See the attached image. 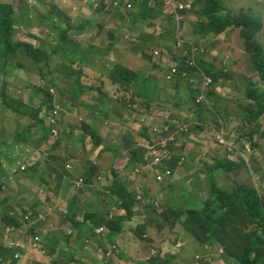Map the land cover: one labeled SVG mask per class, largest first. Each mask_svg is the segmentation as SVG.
Masks as SVG:
<instances>
[{
    "label": "rangeland",
    "instance_id": "rangeland-1",
    "mask_svg": "<svg viewBox=\"0 0 264 264\" xmlns=\"http://www.w3.org/2000/svg\"><path fill=\"white\" fill-rule=\"evenodd\" d=\"M142 2V4L148 7L149 12L148 15L144 18H138V21H142L143 25L146 26L147 24H150L153 20V18L156 17L155 22L153 25L155 27H162V31L164 34H159L160 31L155 28L156 31H154V39L150 40V45L147 47V59L144 60L143 57L138 58V65L135 66L131 64V69L135 72H139L140 75L145 79L148 80H154L159 81V84L163 83L162 75L164 70H166V66L168 64L163 63L162 61L166 59L167 62H176L178 60L179 64L183 61L181 58V48L184 50L186 55H190L191 48L190 45L193 47V49L196 51V46L198 44H203V47H199L200 49L204 50L203 53L204 57H206L208 60V63H211L216 71L223 72L225 75H223L224 79L218 81V84L214 85V87L211 90L215 91L216 96H212L211 101L213 103L214 100H219L218 103H213V110L210 112H219L221 113L222 117L220 116L219 119L211 115L210 113H205L206 118L196 119L193 115L191 118H189L190 122H194L191 126V132H189V121L188 120H180V116L178 114H172V118L178 119L180 121L175 123V128L177 130L176 136H182L180 133V129L184 128L186 129L182 138L187 137L188 140L192 139V141L195 142L193 138V135H196L198 141L204 139L210 142V144H206L207 146H204L203 152L200 156H198L195 160L197 163L200 161L202 164L200 171L198 172L199 181H197V184L199 188L196 191L189 192L188 198H193V200H189V203L186 204V208H190L192 205H194V200H199V202H204L207 197L209 196V176L208 172L209 170L204 167V165L213 166L215 164V160L213 159V155H211V143L214 145L216 144L217 137L219 131H221V135L224 136L225 144L224 146H219L218 141V147H215L220 152H223L225 157L228 156V159L233 162H240V155L242 153V158L246 164L244 173L243 170H233L229 173H226V179L219 180V171L216 170L214 172V178L218 182L219 185H223L224 187H230L232 185L245 183L248 185H252L255 189H259L262 185H264V136L260 137V134L256 132L254 134V141L249 137L251 133L252 127H248L244 124L245 121H239L238 118H243L242 114H246L248 109L252 107V103L250 104L246 99L244 98V91L245 87L242 86V83H247L250 80H254V82L258 83L259 86H262L263 83L260 81L259 75L253 68V56L246 52L245 45L246 41L243 37V31L240 29L231 30L230 32H224L218 36H212V35H202L199 33V27L197 26L199 21L204 20L206 16L204 3L201 1L200 3L193 5L194 0H178L177 4L173 7L170 14L166 12L164 9L163 12L158 11L154 6H148V3L145 2L146 0H139ZM224 6V9L227 11H230V13L238 14L241 11L249 12L253 14L254 16H257L260 18L263 22V29L261 32L257 35V40L260 41V43L264 46V0H221ZM49 4V5H46ZM51 2L42 3L41 6V17H43L47 11L48 16L44 17L47 20H51V13L49 12V9H53L54 11H57V5L52 6ZM6 5V4H3ZM194 6V8H193ZM150 7V8H149ZM68 7L64 8L67 9ZM91 6H87L86 9H91ZM5 8L4 6H0V22L1 20L5 19ZM136 11V7L133 6V12ZM83 15L87 16L88 14L81 12ZM226 13V11L224 12ZM39 12H37L38 21L36 22L38 27H42L41 30H43V39L46 43L47 38L46 34L48 32L47 36L55 35L56 38L57 31L53 29L54 24L50 22H44L40 16ZM131 15V14H130ZM55 23V22H54ZM157 23V24H155ZM72 25H75L72 24ZM144 26H137L133 28L132 26H129L126 28V30L123 32V34L127 33L130 36V40L132 43H134L137 39L138 34L141 33L142 28ZM37 27V28H38ZM66 27V26H65ZM65 27L62 29L65 30ZM69 28V27H68ZM37 30H30L25 29V32L27 34V37L36 40L37 39V33L35 32ZM77 32V29H75ZM157 33V34H156ZM156 34V35H155ZM32 35V36H31ZM164 35V36H161ZM22 36L21 33L15 34V38L19 39ZM58 36V35H57ZM54 39V38H53ZM58 39V38H57ZM118 41H122L120 39H117ZM54 42V40H53ZM177 42V43H176ZM122 47L119 48L121 53L129 49L128 43H121ZM161 52V60L160 58L153 57L155 51ZM50 52H54V46H51L50 44ZM177 55V56H176ZM119 56V55H118ZM159 57V56H158ZM61 59L55 60L51 65V71L47 75V79H54L53 82H46V80H43L39 77V74H37L38 65L42 66L41 64H37L33 60L29 58H18L17 60H11L6 63L4 67V58L0 56V108L4 107V102L6 99H14L20 97L21 99L28 100V96L26 93L34 95L35 100H37V104L34 105L33 108H28L24 111L27 115H29L33 120L35 118L36 120L41 118L40 115H47V121L46 128H49V134L48 142L47 144L42 148V150L34 151L35 158L41 162H46L50 155L56 154V152H53L55 149L52 150V152H48V149H50L53 145L56 143L55 140L57 137L60 139V136H62L65 139L66 131H64V127L67 126L69 120H65L64 114L62 115V118L59 121L60 130L54 129V131L57 132V135L54 134L53 130L50 134V128L53 125L51 121V115H48L50 109H47L45 105H42V112L41 114L37 112L38 108L40 107L42 103V94H38L35 89L27 90L26 92V84L23 82L18 81V76L13 75H20V72H23L25 74H28L27 70H21L20 67H17V63H24L26 65L30 64V67L36 70L37 77H34L32 75H26L27 83H31L32 85H36L37 87H41L46 89L50 85L54 89V100L52 103V106L55 107L57 105H60L63 109H65L64 101H61V89H68L74 87V81L75 77L74 74L80 70V67L74 63L65 60L64 58L60 57ZM175 60H172V59ZM255 60V58H254ZM101 61V66H99V70L95 69L99 74V77H107L108 72L110 69H112L113 63H119L123 65L124 67H127L124 65L122 61L117 60L112 62L109 58L105 60L103 63ZM64 63L71 67L72 69H67ZM243 63H245L246 67L243 66ZM194 68H199L198 65L195 63L193 66ZM129 68V67H128ZM152 69H155V72L152 71ZM151 70L152 73L149 71ZM238 72V73H237ZM22 74V73H21ZM239 74L243 78H247L248 80L246 82H242L240 80L237 81L236 75ZM72 78H70V76ZM206 73L203 74L202 78L205 80ZM163 78L166 80L167 85H169L168 90L162 89V96L166 97L167 103H170L166 108V112L174 111L173 106H177L182 111H187L186 109L193 110V105H191L190 102H188V97L191 96L188 91L189 87L191 88H197L198 83L197 81H193L192 79L187 80V77H185V80L187 83L183 82L182 87L178 88L172 79H168L167 74L166 77L163 76ZM199 78V77H198ZM230 78V79H228ZM2 79L3 82H2ZM51 79L49 81H51ZM102 79V78H101ZM89 81L92 82L93 78L90 77ZM142 80H140V84H142ZM102 80L97 83H92L86 90H84L87 93V99H90L87 103L91 106L92 103H94L96 100H93V91L92 88L98 90L99 86L102 87ZM189 84V85H188ZM227 87V88H224ZM135 87H138V84H134ZM107 91V95H104L105 98L98 99L99 104L101 105V108L93 109L88 108V111L84 115H86V119L91 118V123L85 122L84 116H82L81 120H78V118L81 117V113L78 109H75L73 114H76V117H67L70 119L75 125L76 130L78 128L82 127L83 121L87 123L88 125H94L97 124V127L99 129L104 128L105 130L101 131V137L99 136V132H97L98 136L100 137L101 145L100 147L96 148L94 147L95 142L94 139L90 136H86L84 134V131L82 129V135L81 138L79 137L78 145L74 147L72 150V154L70 156H73L77 159H75L74 162L69 160L67 163H72L71 166H73V163H78L76 160L80 159V163L85 161L87 156L82 154H86L89 151L93 152L94 155L93 159L97 164V167L99 169L98 177L99 181L97 183L90 184L87 186V193L86 199L84 200V204L80 206L79 204H73L72 201L69 202V213L66 215V222L62 224L60 221L58 205L55 203L53 204L50 200H55L56 196L55 193L52 191L51 188H55L54 185L51 183V181H43L41 179L40 173L38 174H29V172H37V170H28V168L23 171L24 174H21L18 169V164L22 160L21 155H18L16 153H11V155L15 158L14 160L11 157H8L9 159L13 160V163L9 166L5 163V161H0V232H2V218L4 216L5 207L9 208L12 205L14 207L20 208L23 203L33 204L37 202L39 205L41 204V208L47 210V212L40 213L35 219L34 223L37 224V227L35 229V233L42 239L43 235L52 234L54 233L57 236V239L61 241L60 246L55 248L53 250L52 255L55 256V261L58 262L57 264H121L122 258L121 256L124 254V257L126 256V259H129L132 264H151L155 261H158L162 259L165 261L164 256L166 255H173L175 257H180V263L179 264H186L189 263L188 261H193V248L188 246H182L183 242L186 240H190L191 238L194 239L196 242H198L194 237L193 233L190 235L187 229L182 228L180 225H177L174 230H170L169 227L164 226L163 224L168 225V219L163 213H161L162 205H165V203L169 200L178 199L181 197V191L184 189L189 188L190 184L188 182V178L186 179L184 175H179L177 179L175 180L178 185H174L171 189L166 186V184L154 181V183H149L148 180L144 178V173L148 169V171H152L155 167L153 165V161L151 159H148L145 161V163H140L139 166L135 167V164H133L130 159L135 156L137 153V150L135 148V140L137 139V136H141L138 143L145 147L147 144V135H151L153 139H161L162 132L157 131L154 135H152V128L150 124L148 123L149 119L152 118H158L157 120H153L152 123L154 124V127H158V129H162L165 127V123L163 122L166 118H161L158 116L163 117V114L161 111H159L160 115H151L146 114L141 117L136 116H129L126 120H124L125 116H121L114 107L112 108V105H117V98H114V95H116V91L113 90L114 87L112 86V83L106 82L105 86L103 87ZM230 90H229V89ZM29 89V88H28ZM22 92V93H21ZM26 92V93H24ZM98 92V91H96ZM210 92V90L208 91ZM99 93V92H98ZM242 94L243 96H239ZM102 95V94H101ZM136 95H132L131 99H134ZM184 97V98H183ZM206 97H202L204 100ZM144 98H140V101H143ZM184 99V100H183ZM241 101V103H240ZM233 103L232 105H230ZM154 104V102H153ZM157 110L156 106L154 107ZM112 111H111V110ZM7 110V109H6ZM24 110V108H23ZM81 110V109H80ZM227 110V111H226ZM11 113H14L10 110ZM23 112V111H20ZM19 112V113H20ZM225 112V113H224ZM228 113H230L233 117L237 118V123L234 124L232 119L228 117ZM239 114V115H238ZM216 115V114H215ZM238 115V116H237ZM95 119V120H94ZM135 123L134 126L136 128L130 127L129 122ZM186 121V122H185ZM52 122V123H51ZM261 126H264V118L260 119L259 121ZM207 127L210 131L207 133H202L201 127ZM211 128L213 130H211ZM155 128H153V131ZM228 129L233 130V133L231 135V139L229 140L228 133L226 134ZM13 128H9V131L12 132ZM63 131V132H62ZM263 132V130H260ZM145 132L146 134L142 133ZM136 133V135H134ZM78 132L75 133L77 135ZM145 135V136H143ZM201 136V138L199 137ZM144 137V138H143ZM242 140L249 143L250 147H242ZM86 141V147L85 149H80L79 147H83V142ZM11 142H15L14 140ZM253 143L256 144V146H253ZM8 144V143H7ZM67 145H70L71 143L67 142ZM203 144V145H204ZM97 145V144H96ZM248 145V144H247ZM258 147H263L262 149H258ZM15 145L10 147L9 149L11 151L15 150ZM193 148L192 146H188L184 150V154H186L190 149ZM64 149L63 147L61 148ZM2 151V150H0ZM80 152V153H79ZM141 152V151H140ZM140 152L138 153V156L141 157ZM209 152V155L207 154ZM143 153V152H142ZM55 156V155H54ZM106 156V158H105ZM59 159L57 160V163L55 165L58 167L60 165L63 169L66 170V164L64 161L66 158H68V155H58ZM20 159V160H19ZM74 159V158H73ZM224 157H220L219 161H223ZM87 163L93 164L91 160H87ZM255 163H254V162ZM37 162V161H36ZM121 164H126V168L119 169ZM94 165V164H93ZM201 165V164H200ZM199 165V166H200ZM88 166V164H87ZM87 168V167H86ZM224 171L223 169H220V171ZM70 171V170H66ZM225 172V171H224ZM49 173V171H47ZM118 176L119 179L122 181H126L129 184L127 185V189L134 195L135 201L138 197V192L144 191V193L147 192V195L144 196V200L142 202L141 199H139V206L143 207L140 209H134V215L132 221L122 222V228L123 232L120 233L118 236V239L113 241L117 246L113 248L112 246L109 248L108 254L106 256H101L100 252L101 249L99 248L98 244L95 245L90 239H87L89 241H86L85 250L80 251V246H69V241L67 239V236H71V240L75 242H83L84 239V232L81 228L76 227V224L73 220L69 219V215L73 216L74 213H76L75 218L77 221L82 220V216L84 217L85 214H91L96 211H100L102 209L106 216H108L110 219H116L118 216H121L122 219H124V216L126 213L124 210H118L114 204L117 202L116 199H112V197L109 195V191L105 190L103 187L107 185H111V180L113 177ZM33 176V178L31 177ZM229 176V178H228ZM22 177L24 179H22ZM115 177V178H116ZM9 179V182L7 184L6 180ZM29 180V182L27 181ZM194 180L196 182V177H194ZM37 182V183H36ZM40 183L41 185L39 186ZM76 183V182H75ZM138 183V186L136 185ZM37 184V186H36ZM146 190V192H145ZM60 191V188L57 186V192ZM77 190L75 187L72 191H70V198L76 197ZM19 193V194H15ZM80 193V194H85ZM171 198H170V195ZM173 196V197H172ZM186 198V197H185ZM19 199V200H18ZM197 202V201H196ZM112 203V207H109V204ZM197 204V203H196ZM104 205L107 206V209L104 210ZM153 206L155 208H153ZM193 208L200 209L201 207L194 206ZM78 211V212H77ZM143 211V212H142ZM136 212H142L146 215H141L140 221L134 220L135 213ZM12 215V213H9ZM111 214V215H110ZM16 215V214H15ZM14 215V216H15ZM110 215V216H109ZM187 212H185L183 219H186ZM30 215H25L26 220H30ZM143 224H147V227ZM139 226H145L146 230L145 232H141L138 230ZM169 226V225H168ZM163 227V228H162ZM30 226L29 224H25L22 227H16L15 234L18 235L25 243H29L30 238L32 237L30 232ZM142 233V234H141ZM102 236V235H100ZM161 239V240H160ZM102 245L106 248L108 245L112 244L110 241H108V235L103 236L101 239ZM160 240V241H159ZM143 243V245L139 246H132L131 243L133 242ZM159 241V242H158ZM162 241L165 242L164 246H161ZM7 234L6 233H0V252H2V247L7 245ZM94 244V246H93ZM193 243L191 242L189 246H191ZM68 245V246H67ZM92 245V246H91ZM97 246V250H96ZM205 246H202L204 248ZM221 248V246L219 247ZM93 249V250H92ZM138 249L140 254H138ZM6 250V249H4ZM68 250L73 251L72 253L75 254V257L69 254ZM220 250V249H219ZM7 251V250H6ZM9 252V251H8ZM181 252V255L179 253ZM196 255H194V262L195 258L197 257V251H194ZM216 253H219L217 250ZM220 257H223L227 253L224 249L221 248ZM10 255V253H7ZM217 255V254H216ZM37 256H39V253H31L29 257L30 264L36 263L38 261ZM143 256L144 261L141 260ZM6 256L5 258H7ZM159 257V259H158ZM227 257V256H226ZM49 259V258H47ZM22 258L16 260V262H20ZM134 260V261H132ZM5 262V261H4ZM0 262L1 264H9ZM17 264V263H16ZM38 264V263H36ZM215 264H219L215 263Z\"/></svg>",
    "mask_w": 264,
    "mask_h": 264
},
{
    "label": "trees",
    "instance_id": "trees-1",
    "mask_svg": "<svg viewBox=\"0 0 264 264\" xmlns=\"http://www.w3.org/2000/svg\"><path fill=\"white\" fill-rule=\"evenodd\" d=\"M23 1L25 2V0H22L21 2ZM176 1L178 2V0ZM201 1L204 3L206 16L204 20L199 21L197 24V26L199 27V33L202 35L218 36L224 32H230L229 29H231L232 31L240 29L243 31V37L246 41V52L253 56V68L259 75L260 81L263 83V85L259 86V84L254 82V80H250L246 84L242 83V86L245 87L244 98L250 104L252 103L253 106L248 109L246 114H242V119L238 118V120L241 122L245 121V125H247L248 127H252L249 137L254 141V134L256 132L260 134V137L264 136V126H261L259 123L260 119L264 118V46L260 43V41L257 40L258 33L263 29V22L260 18L254 16L249 12L241 11L238 14L236 13V15L230 13V11L224 9L221 0H194L193 5H196ZM136 2V11L132 12L131 15L128 16L129 18L131 17V20L133 22L134 18H137V20L138 18H144L148 15L149 12L148 7L146 6L145 8V5L142 4L141 1ZM145 2L150 3L149 0H146ZM0 6H4V12L7 15V17L5 16V19L1 20L0 22V56L4 58V67L7 62L20 58L21 54V57L29 58L37 64L42 65H38L37 73L43 80H46L48 84V82H53L54 80L51 79L52 77L50 78L51 81H49L50 79H47V75L51 71V65L55 60L61 59L60 57L67 58L68 60L73 62L72 64L76 63L78 66L84 67L87 65V62L92 56H103L101 55V53H91L84 50L81 42H78L76 38L68 37L69 33L73 29V25H70L67 30H63L61 27L62 19L59 18V16L55 18L53 9L48 8L49 12L52 15L50 21L44 18L46 17V15H48L47 11L43 17H40L44 21L53 23V29L57 31L56 38L54 37V34L47 36L49 32L48 31L46 34L47 41L45 43L43 39L44 33L43 30H41L42 27H38L36 24L38 28H32L34 30H37L35 31L37 33V39L32 40L27 37L25 29L29 28V26H32L34 23H29L26 21L24 22L26 28H22L20 27V24H23V21L16 18V12H18V10H15L14 6L10 4H0ZM225 11L226 13H224ZM155 20L156 17L153 18L150 26L152 23H154ZM82 21L83 20L80 21L81 23L79 25V28L77 29V32L84 30L90 24L85 23V25H83ZM19 33H21L22 36L19 39H16L15 34ZM160 33L164 34L163 31H161ZM50 44L51 46H54V52L49 51ZM145 55L147 54L145 53ZM185 56L186 53L181 48V58ZM172 60L175 59L173 58ZM170 63L172 62H169L168 64ZM197 63L202 68V72H200V70L196 68H191V70L189 71L190 76L194 78L195 81H197V79L199 80V82L202 81L203 73L211 76L213 78L214 84H217L219 80L224 79L223 75L225 74L223 72L216 71L213 65L206 62L204 58H200ZM16 65L17 67H20L22 69H27V65L24 63L18 62ZM64 65L67 69H72L65 63ZM180 68L183 69L184 64H181ZM72 76L73 75H71L70 78H72ZM85 76L90 78V75L86 74L84 70H78L74 74L76 81L79 82L85 79L86 86H90V83L86 80ZM164 77H166V75ZM108 78L109 81L116 86L117 91L115 99L117 98L116 100L118 105L123 108H130L134 111H141L145 112L146 114L153 115L159 114V111H161L164 106H167V104H164V101L160 98L161 92L159 82L148 80L146 78L144 79L139 72L137 73L119 63H113L112 69H110L108 72ZM101 80L103 84L102 87L100 86L99 88L101 89L102 93H105V89L103 87L105 86L106 78H103ZM140 80H142V84H140ZM76 81H74L76 90L72 88H59L61 90V101H64L66 109L70 107L71 104H75L77 107H83L80 103V92L76 88ZM134 84H138L139 86L135 87ZM29 88L35 89L38 94H42V105H45L47 109H50L52 107L54 97L50 93V91L53 89L51 85L46 89L37 87L36 85H29ZM188 91L191 95L188 97V102H190L191 105H193L192 108H194L193 110H188L192 114V116L194 115L196 119H201L206 118L205 113H210L217 119H219L220 116L222 117L221 113L219 112H210V107L212 106V104L218 103L219 101L214 99L213 103L211 101L212 96H216L214 90L208 93V98L204 100L201 106L194 104L200 91L191 87H189ZM132 95H136V97L134 99H131ZM31 97H34V95H31ZM140 98H144L143 101H140ZM4 106L6 109L16 113L23 111V108H30V106L25 104L22 100L15 99H6L4 102ZM155 106L158 107L157 110L159 111H156V109L154 108ZM42 111L43 110L39 108L37 110L38 113H41ZM63 111L64 113H67L65 109H63ZM163 117H166L167 120H175L174 118H172V113L170 112H168L167 115L164 114ZM228 117L232 119L234 124L237 123L236 117L229 115V113ZM35 127H40V129H42V131L44 132L43 140H45L47 134H49V131H47L45 128L43 117L36 120ZM81 128L83 129L85 135L89 137L91 136L94 139L95 145H99L101 141L103 142V140L99 139L100 137L97 135V130L93 126L88 125L83 121ZM260 130H263V132H261ZM142 133L146 134L145 132ZM225 133H228L227 138L229 140L231 139V135L234 134L233 130L231 129H228ZM165 136L167 137V134H165ZM145 137L148 138L145 147L140 144L137 145V153L130 159V161L135 164V167H137L141 162L145 163V161H147L148 159L155 158L158 155L156 154V149H159L161 147V144L153 139L151 135L146 134ZM215 141L216 144L213 145L211 143L210 145L212 150L210 154L213 155L215 164L213 166H209L206 164L204 165V167L209 170V196L204 202L194 200V205H192L190 208H186V204L189 203V200H193V198H188V191H181V197H179L178 199L169 200L165 203V205H162L161 213H163V215L167 217L169 225L168 226L167 224H163V227L167 226L170 230H174L177 225H180L182 228L184 227V229H187V233H189L190 235H192L193 233V237L201 245H221V247L227 253L224 256L231 257L239 264H263L264 190L255 189L254 187H252V185H248L245 183L237 184V186L232 185L229 188L224 187L223 185H219L213 176V173L216 169H223L226 173H229L233 170H240L245 163H243V161L241 160L240 162H233L228 159V156H224L223 161L220 162L219 156L221 152L215 148L218 147L219 143L217 144V140ZM204 143L210 144V142L207 140H205ZM243 143L245 144L247 142L242 140V147ZM58 145L59 143H57L55 146L57 147ZM253 146H256V144L253 143ZM141 148L144 149L143 153L140 152ZM171 148L173 149V151L176 150L173 145ZM257 148L263 150V147L261 148L257 146ZM139 152L141 154V157L138 156ZM50 160L57 163L56 157H52L47 160V163H49V168L54 169L53 164ZM180 160L181 158L176 157L174 159L164 160L156 165L157 171L162 173L166 170H170L172 174L175 175ZM194 162L195 161L193 157L188 152L186 153L185 161H183L179 167L189 166L188 163H191L190 166L194 167ZM58 167L61 168L59 165ZM124 168H126V164H121L119 167V169ZM98 173V167L91 163H88L83 176L88 184H95L99 181V179H96V177H98ZM146 176L147 175H145L144 178H146ZM115 177H113V179L111 180V185L104 186L103 188L109 191V195L113 200H117L114 206L118 210H124L126 215L124 216V219H122L121 216H118L114 221L113 219H110L108 216H106L102 209H100V211H96L95 213L85 214L84 217L82 216L81 221L76 220V213H74L73 216L69 215L68 218L73 220L76 224V227L81 228L84 232V239L82 243L75 242L74 240L72 241L71 236H67L68 241L74 244L73 246H80V251L85 250L86 241H89L87 239H90L93 243H95V245L98 244L99 248L101 249V256L104 257L107 247L105 248L102 245L101 239L103 235L100 236L99 233L96 232V229L102 227L106 228L109 232L107 234L108 241L113 243L117 235L123 232L122 222L132 221L133 219L136 201L134 199V195L127 189V185L129 183L126 181H122L118 176L116 178ZM174 185H178L175 180H172L171 182H168L166 184V186L170 189ZM196 186H198V184ZM187 189L189 190V188ZM141 192L144 193V191ZM77 194L80 193L77 192ZM75 199L78 200L79 197H75ZM37 205V203H23L21 207L18 208V210L16 207H14V205L9 208L5 207L6 213L4 214L1 221L3 227L2 232L0 233H5L7 232V229L10 228L16 230V227H22L25 224H29L30 232L31 234H34L37 224L34 223L33 214L28 212L36 213V210H42L40 208L37 209ZM194 206H198L201 208L196 209L193 208ZM103 207L104 210L105 208L107 209L106 205H104ZM109 207H112V203L109 204ZM153 208L155 207L153 206ZM10 212L12 213V215L9 214ZM185 212H187L188 215L186 216V219H183ZM27 214H31L30 220L25 219V215ZM143 225L147 227V224ZM145 226H139L138 230L142 233L145 232ZM60 244L61 241L57 239L56 236H50L49 234L43 235L41 241L39 242V246L36 249V252L39 253V257L37 258L38 264H57L58 262L55 261V256L52 255V253L55 248L60 246ZM4 249H6L7 251ZM8 251H12V249L6 248L4 246L2 247L3 253L0 252L1 261L9 262L11 260L10 255L7 254L10 253ZM69 254L75 257L74 253L69 252ZM6 256L8 257L5 258ZM197 256L200 257L202 264L203 256L201 254H198ZM121 258L122 260L124 259L123 257ZM9 263L16 264L17 262L10 261Z\"/></svg>",
    "mask_w": 264,
    "mask_h": 264
},
{
    "label": "crops",
    "instance_id": "crops-1",
    "mask_svg": "<svg viewBox=\"0 0 264 264\" xmlns=\"http://www.w3.org/2000/svg\"><path fill=\"white\" fill-rule=\"evenodd\" d=\"M21 1L22 0H0V4H10V5L14 6L15 10H18V12H16V18H18V20L23 21V24H20V27L26 28L24 25V22L27 21L29 23H34L32 26H29L28 29L34 30L32 28H35V27L37 28V26H36V22L38 21V19H36L37 12H39V14H40L39 16L41 17V14H43L41 12L42 3L43 2H45V3L51 2L52 6L57 5L58 10L54 11V15H55V18L57 16H59V18L62 19V24H61L62 28L66 26L65 30H67V28L70 25L75 23V25H73V29L69 33V37L76 38L78 42H81L84 50L89 51L91 53H99V54L101 53V55H103L104 58H107V59L109 58L110 60H112V62H114V61L117 62V60L122 61L123 63L125 62L124 65L127 66V68L129 67V69H131V64H133L135 66H139L137 63L139 57H143L144 60L147 59V57H146L147 55H145V53H147L146 51L148 50L147 47H149V45H150V40L154 39V37H153L154 35H152V34H154V31H156L155 28H157L159 31L160 30L162 31V29H163L160 26L155 27V25H153V23L151 24V26H150V24H147L146 26H144L142 21L139 22L137 20V18H134V17H133L134 18V22H133L131 20V17L128 19V18H126L125 14H124L125 17L120 15V11H117V9H115L116 11L106 10L104 5H102L104 0H25V2L24 1L21 2ZM136 1H139V0H132L131 4L132 3L137 4ZM160 1L161 0H149L150 3H148V4H149V6L150 5L154 6L157 9V13H158V11L163 12L164 8L161 7L162 3ZM97 2H99L101 5V7L99 9H95V7H94L95 3H97ZM46 5H49V4H46ZM87 6H91L92 8L86 9ZM22 7L24 10L22 9ZM65 7H68V8L65 9V11H64ZM81 12H84L88 15L85 16ZM116 12H117V14H115ZM47 16L48 15H46V17ZM118 16L121 18L122 22H121V20H119ZM81 20H83L82 21L83 25H85V23H88V24L90 23V24L89 25L87 24L88 26L84 30H81L80 32H76L75 29L79 28ZM44 22H47V21H44ZM129 26H132L133 28H135L137 26H144L142 28L141 33L138 34L137 42H135V43H132L131 40L126 39V37H130L127 33L123 34V32ZM159 34H161V33H159ZM121 38H122V41L117 40V39L121 40ZM125 42L129 44V49L122 52V54H120L121 51L119 48L122 47L121 43H125ZM97 58L99 59V57H97V56H92L90 58V60L87 62V65L83 67V70L87 74H90V73L99 74L95 70V69L99 70V66L101 65L97 61ZM204 59H207V58L205 57ZM94 61H96V62H94ZM104 62H105V59H104L103 63ZM168 63L169 62H167L166 64H168ZM171 64L172 63H170V64H168V66H166V70H164L163 75H162V79H163L162 82L163 83L159 84L160 92H161L160 98L164 101V104H167V106H164L161 110L163 116H164V114L165 115L168 114V112H166V108L169 105H171L170 103H167L166 97L162 96V94H163L162 89L168 90L170 87L169 85H167V82L163 78V76L166 73L167 69L169 71L168 67ZM243 66L246 67L245 63H243ZM33 67L31 68L30 64H29V65H27V69L21 68V70H27L26 72L28 74L20 72L19 73L20 75H13V76H18V81L23 82L24 84L27 85L26 86V92H27V90H32L31 88H29V85H32V84L27 83L26 75H32L34 77H37V74H38V73L36 74V70H34ZM131 70H133V69H131ZM149 71L152 73V71L155 72V69H152V71L151 70H149ZM39 77L41 78L40 75H39ZM228 79H230V78H228ZM3 80L4 79H2V82H3ZM235 80L236 81L240 80L242 82H246L248 79L243 78L241 75L237 74ZM157 82H159V81H157ZM183 82L187 83V81H184V80H175L174 84L178 88H180V87H182ZM197 83H199L198 79H197ZM74 88H75V86H74ZM224 88H227V87H224ZM86 89H87L86 81H85V79H83L82 83L79 84V88L77 89L80 92V103L83 107H77L75 104H71L70 107H68L67 109L65 108L67 113H65L64 118H65V120H69V122L66 123L68 125L65 126L63 129L64 131H66L65 139L62 136H60V139L57 142V143H59V145L56 147L55 146L56 144H55L50 149H48V152H50V153L52 152L53 149H55L53 152H56V154L50 155V158L56 157V160L59 159V157H58L59 154L60 155L67 154L68 158H66V160L64 161L66 166L68 164L72 165V163H70V162L67 163L69 160L74 162L75 159H77V158L70 156V155H73L72 150L74 149V147L76 145H78L79 137L81 138V135H82L81 128H78L76 130L75 125H73L74 123L68 118L70 116L76 117V114H73V112L75 111V109H78L79 112L81 113V117L78 118V120H81L82 116H84V118L86 119L87 114L86 115H84V114L86 113V111H88V108H93V109L101 108V105L99 104L98 99L105 98L104 95L108 94L106 90H105V93H101V89H100V92L98 93V92H96L95 89H92V91H93V97L92 98H93V100H96V101L94 103H92V105L90 106L87 103L88 101H90V99H87V93L84 91ZM113 90H115V88ZM26 92H24V93H26ZM26 95L29 98L27 101L24 99H21L20 97L16 98V100H22L25 104H27L31 108H33L34 105H36L38 101L35 100V97H31V94L26 93ZM239 96L242 97L243 95L240 94ZM114 98H115V95H114ZM240 103H241V101H240ZM232 104L233 103H231L230 105H232ZM113 107H114V109H116L118 111V113L121 116H125L124 120L129 118V116L141 117V116L146 115L145 112L134 111V110H131L130 108H123L118 104L117 105L113 104L112 108ZM173 107H174V111H169L170 113L178 114L180 116V118H182L183 115H188L189 118L192 117L188 113V109H186L187 111H182L177 106H173ZM28 108L27 109L24 108L23 112H20V113H16V112L11 113L10 110H8V109L6 110V108H4V107L0 108V150H2V151H0V161H5L7 166H9L13 163V160L15 159L11 155V153H16L18 155H21V157H22V160L19 159L21 162L18 164V166H21V167H18L19 171H21L20 172L21 174H24L25 172H23V171H25L27 168H28V170H37V172H29V174L40 173L41 179L43 181H46V182L51 181V183L55 187V188H51V189L55 193V195L58 197H56L55 200H50V201L53 204L55 203L56 205H58V208L60 209V211H59L60 221L63 224L66 222V220H67L66 215H68L69 210H70L68 207V205H70L69 202L72 201L73 204H79L80 206H82L84 204L83 203L84 200L86 199V196H83V195H86L87 193L76 194L77 195L76 197H79L78 200H76L75 197H72L69 200L70 191L73 190L75 182L81 176H83V174L86 171V167L88 164L87 160H91L95 166H97L98 163H96L94 161L95 159H93L95 154L93 155L92 154L93 152H90V151L86 154L85 153L82 154L81 156H83V155L87 156L86 160L81 162V163H80V159L76 160L78 163H73L72 171H69V172L66 171L67 169L66 170L63 169L60 165L59 166L61 168L57 167L55 165V162H52L51 160L50 161L52 162L54 169L49 168V166H48L49 163H47V161L46 162H44V161L39 162L35 158V155L33 152L38 151V150H42V148L48 142L49 135H47L46 139L43 140L44 139V134H43L44 132L42 131V129H40V127H35L36 119L33 118V120H31L32 118L29 115H27L26 113H24L25 110H27V112H28ZM156 108L158 109V107H156ZM154 115H159V114H154ZM229 115H231V114L229 113ZM40 117H44V120H45L44 124L46 126L47 115L44 116L43 114H41ZM158 117L162 118L161 116H158ZM86 121L91 123V118L86 119L85 122ZM134 125H135V123H133V119H132V122H129V126L136 128V126H134ZM60 126H59V129H60ZM91 126L96 128L97 132H99V135L101 137L100 133L102 130H105V129L104 128L99 129L97 127L96 123L94 125H91ZM10 127L13 128L12 132L9 131ZM201 128H202L201 132L204 134L207 133L208 131H210L208 129V126L207 127L203 126ZM211 130H213V129L211 128ZM76 132H78L77 135H75ZM135 134L136 133H134V135ZM199 137L201 138V136H199ZM189 138H193L195 140V142L192 141V139L188 140L187 137H184L183 139L180 140L181 146L176 148V152L179 155H181L184 153V150L188 146H192L193 148H191L190 151H188V152L193 157V159L195 161L196 158L198 156H200L201 153L203 152L204 146H207V145L204 144V142H205L204 139L198 141L196 135H193V137L191 136ZM13 140L15 142H11ZM67 142H69L71 144L67 145L66 144ZM6 143H8V144H6ZM134 144H135V148H137V145H139V143H134ZM13 145H15L16 147H15L14 151H11L9 148L12 147ZM62 147L64 148L63 150L61 149ZM85 147H86V141H85V143L83 142V147H79V148L85 149ZM96 148H98V147H96ZM140 151L142 153L144 151V149L141 148ZM207 154L209 155V152ZM225 155L223 152H221L219 157H221V156L224 157ZM8 157H11L13 160L9 159ZM105 158H106V156H105ZM243 163H245V162H243ZM188 164H189V166H185V167L182 166L181 168H179L176 171L177 176L174 178V180H176L177 177H179V175H184V177L186 179L188 178V182L190 184L189 190L184 189L182 191H188V193H189V191L190 192L196 191L199 188V186H196L197 181L199 179L197 174L200 171V168H201L203 163H201L200 161H198L197 163L194 162V167L190 166L191 163H188ZM245 166H246V164H244L243 167L241 168V170H243L242 171L243 173L245 171L247 172V170L245 169ZM23 167H25L24 170H22ZM47 171H49V173H47ZM218 171L220 174L218 181L226 179V175H225L226 172H224L222 170L221 171L218 170ZM31 177L33 178V176H31ZM194 177H196V182L194 180ZM9 179L10 178H8L6 180L7 184L9 182ZM22 179H24V178L22 177ZM146 180H148L149 183H152V184L154 183L152 178L146 179ZM27 181L29 182V180H27ZM38 184H39V186L41 185L40 183H38ZM36 186H37V184H36ZM57 186H58V188H60L59 192H57ZM15 194L17 195L19 193H15ZM146 195H147V192H146ZM35 203H37V202H35ZM39 208L42 209L41 204L37 205V209H39ZM140 208L141 207H138L137 209H140ZM142 212H136L134 220L140 221V218H141L140 216L146 215L145 213H142ZM49 235L50 236H52V235L56 236L54 233L49 234ZM117 239H118V236L116 237L115 240H117ZM191 242L193 244L191 246H189V244ZM131 244H132V246H137V248H139V246L143 245V243H141V242L138 243L136 241L131 243ZM73 245H74L73 243H69V246H73ZM164 245H165V242L162 241L161 246H164ZM185 245L193 248V255H192L193 261H188L189 263H186V264H194V255H196L194 253V251H197V254H201L203 256V263L202 264H215L218 262H219V264H239L236 260L232 259L231 257H228V256L227 257L226 256L220 257V254H222L221 253L222 247L221 248H219V247L221 245L220 246L218 244H214L212 246H206L205 245V247L202 248V246H204V245H201L199 242H196L192 238L190 240L184 241L182 246H185ZM139 250L140 249H138V251H137L138 254H140ZM217 250L219 251V253H216ZM68 252L72 253L73 251L68 250ZM179 254H180V256H182L181 252ZM121 257L124 258L123 261H121V264H132V262L129 259H126V256L124 257V254ZM164 258H165V261L160 259L159 262L155 261L154 263H151V264H157V263H160V264H179L180 263V257H175L173 255L172 256L166 255V257L164 256ZM158 259H159V257H158ZM141 260H143V261L145 260V259H143V256H142ZM132 261H134V260H132ZM36 263H38V262L36 261ZM36 263H34V264H36ZM23 264H30V261L26 260L23 262Z\"/></svg>",
    "mask_w": 264,
    "mask_h": 264
},
{
    "label": "clouds",
    "instance_id": "clouds-1",
    "mask_svg": "<svg viewBox=\"0 0 264 264\" xmlns=\"http://www.w3.org/2000/svg\"><path fill=\"white\" fill-rule=\"evenodd\" d=\"M131 2H132V0H104L103 1V4L102 5H104V7H105V9L106 10H113V11H116L115 9H117V11H120V15H122V16H124V14H125V16H126V18H128L129 19V15L133 12V6H135L136 7V4H131ZM161 3H162V8H164L165 10H166V12L167 13H169L170 14V12H171V10L173 9V7L172 6H169V5H167L166 4V2H165V0H161L160 1ZM177 4V1L175 0V5ZM94 7H95V9H99L100 7H101V5H100V3L99 2H97V3H95V5H94ZM115 14H117V12L115 13ZM124 16V17H125ZM118 18H119V20H121V18L118 16ZM121 22H122V20H121ZM68 37H69V35H68ZM126 39H131L130 37H126ZM135 42H137V39H136V41ZM134 42V43H135ZM199 47H203V44H198L197 46H196V51H195V63L198 65V69L200 70V72H202V68L199 66V64L197 63V61L200 59V58H205L204 57V55H203V53L205 52V49L204 50H202V49H200ZM190 48L192 49V46L190 45ZM156 52H158V55H156L155 53ZM159 56V57H158ZM153 57H154V59L156 58H160V60H161V52L160 51H155L154 52V55H153ZM189 57H190V55H186L185 57H182V62L179 64V62H178V60L176 61V62H172V64H175V63H177L178 64V66H179V68H180V65L181 64H184V67L188 70V75H187V80H188V82H189V80L190 79H192L193 81H195L194 80V78H192L191 76H190V70H191V68H194L193 66L194 65H188V63H187V60L189 59ZM65 60H67V61H69V62H71V63H73L72 61H70V60H68L67 58H64ZM104 59L106 60V58H104V56H101V57H99V59L97 58V61L101 64V61L100 60H102V62L104 61ZM166 59H164L162 62L163 63H167L166 61H165ZM206 62H207V60L208 59H204ZM172 64L171 65H169V71H168V69H167V71H166V73L164 74V76L167 74H169V72H170V69H171V67H172ZM101 66V65H100ZM80 67V70H83V67H81V66H79ZM197 69V68H196ZM180 70H185L184 68L183 69H181L180 68ZM85 72V71H84ZM86 73V72H85ZM87 74V73H86ZM204 74V73H203ZM88 75H90V77H92L93 78V81L92 82H90L89 81V77H87V76H85V78H86V80L90 83V84H92V83H97V82H99V81H101V78L103 79V78H106V82H110L109 81V78H108V75H107V77H99L98 76V74H96V73H90V74H88ZM203 76V75H202ZM206 77H210L211 79H212V84L206 89V91L204 92V96L206 97L205 99H207L208 98V91L210 90V91H213V90H211L213 87H214V81H213V78L211 77V76H206ZM175 80H184V81H186L185 80V77H183V76H181V75H175V76H173V81H175ZM83 81V80H82ZM82 81H76V88L78 89L79 88V84L80 83H82ZM220 81V80H219ZM196 82V81H195ZM110 83H112V82H110ZM203 83H204V79L202 78V81H200L199 83H198V86H197V88H193V89H198L200 92H199V94L197 95V98L202 94V91H201V87H202V85H203ZM218 84V83H217ZM216 84V85H217ZM189 85V84H188ZM101 86V85H100ZM99 86V87H100ZM112 86L115 88V91H117V88H116V86L114 85V84H112ZM224 86V85H223ZM87 88H88V86H86ZM72 89H75L74 87L72 88ZM92 89H94V88H92ZM96 90V89H95ZM96 91H98V92H100V88L98 89V90H96ZM50 93L52 94V95H54V89H52L51 91H50ZM102 93V92H101ZM197 98H196V100H197ZM204 99V100H205ZM196 100H195V103L194 104H196V105H200L201 106V104L204 102V100L201 102V103H199V104H197L196 103ZM43 107H42V104L40 105V107H39V109H42ZM189 110V109H188ZM210 110H213V104H212V106L210 107ZM54 111H57L58 112V115H57V117H56V121L55 122H51L53 125L51 126V128H50V134H51V132H52V130H53V132H54V134L55 135H57V132L56 131H54V129H59V121H60V119L62 118V115L64 114L65 115V113H64V111H63V108L60 106V105H57V106H55V107H51L50 108V111H49V113H48V115H51V121H52V119H53V117H54ZM194 112V111H193ZM188 113L192 116V114L188 111ZM167 115V114H166ZM44 116H46V115H44ZM162 118H166V117H162ZM43 119H44V117H43ZM158 118H152V119H149L148 120V123L150 124V126H151V128H152V135H154L156 132L155 131H153V128H156V129H158V127H154V124L152 123V121L153 120H157ZM161 119V118H160ZM180 120H189V117H188V115H183L182 116V118H180ZM180 120H178V119H175V120H167V118L163 121L164 123H165V127H167V129L165 130V127L164 128H162V129H158L159 131H161L162 132V137H161V139H163L164 141H167V142H169V150H170V152L173 154V158L172 159H174L175 157L176 158H181V160H180V163H179V165H178V168H177V170L179 169V168H181V167H179L181 164H182V162L183 161H185V156H186V154H181V155H179L177 152H176V150L175 151H173V149L171 148L172 147V145H173V147H175V148H177V147H180L181 146V142H180V140L181 139H183L182 138V136H183V134H184V132H185V130L186 129H184V128H181L180 129V133L182 134V136H176V132H177V130H176V128H175V123L176 122H178V121H180ZM45 121V120H44ZM48 123V121H47V118H46V124ZM190 123V125H189V132H191V126H192V124H194V122L192 123V122H189ZM45 125V124H44ZM45 128H46V126H45ZM95 128V127H94ZM48 129L49 128H46V130L48 131ZM96 129V128H95ZM60 130V129H59ZM58 130V131H59ZM81 130H82V128H81ZM83 132V131H82ZM221 131H219V135H218V137H217V141H218V143H219V145L220 146H224V144L225 143H221L220 142V139L221 138H223V140L224 141H226L225 139H224V136L223 135H221V133H220ZM165 134H167V137L165 136ZM48 135V134H47ZM136 135V134H135ZM50 136V135H49ZM87 136V135H86ZM100 136V135H99ZM88 137V136H87ZM140 137L141 136H137V139L135 140V142L136 143H138V141H139V139H140ZM174 138V141H170V138ZM158 140H160V139H156V141H158ZM59 141V138L57 137V139L55 140V142L54 143H56L57 144V142ZM248 144V145H247ZM95 147H99V146H101V145H94ZM242 146V145H241ZM244 147H250V145H249V143H243V148ZM156 151L158 152L159 151V149H156ZM157 152H156V154H157ZM242 154H244V153H242ZM242 154L240 155V160L241 161H243L244 162V160H243V158H242ZM154 159L155 158H151V160L153 161V165L152 166H154L155 168L152 170V171H148V169L145 171V173H144V176L145 175H147L146 176V178L145 179H153V181H157L156 180V175L157 174H162V173H160V172H158L157 171V166L154 164ZM164 161V160H163ZM139 166V165H138ZM65 167H67L66 169H68V170H70V171H72V166L70 165V164H68L67 166H65ZM25 169V167H23L22 168V170H24ZM176 170V171H177ZM216 170H220V169H216ZM208 175H209V172H208ZM177 175L175 174H172V176H171V178H169V179H166V180H164V181H162V182H160V183H163V184H167L168 182H171L172 180H174V178L176 177ZM213 176H214V173H213ZM80 179H83L84 180V184H85V188H84V190H79L78 188H77V183L79 182V180ZM96 179H99V177H96ZM198 181H199V179H198ZM157 182H159V181H157ZM90 184H88L87 182H86V180H85V178H84V176H81L77 181H76V183L74 184V187H75V189L78 191V193H85L86 191H87V186H89ZM136 185H138V183H136ZM259 190H264V185H262L260 188H259ZM146 192V191H145ZM146 195V193H142V192H138V197H137V200H136V202H135V208L134 209H136V208H138V207H140L139 206V199H141L142 200V202H143V200H144V196ZM142 209H143V207H141ZM47 212V210H46V208L45 209H42V210H36V213H32V212H28V213H31V214H33V216H34V219L40 214V213H46ZM31 214H29V215H31ZM115 219H113V221H114ZM127 222V221H126ZM96 232L97 233H99V235H103V236H107V234L109 233L108 232V230L106 229V228H104V227H102V228H98V229H96ZM6 234H7V232H5ZM32 235V237L33 236H36L37 234L36 233H34V234H31ZM16 236H18V235H16ZM17 238H19V236L17 237ZM40 241H41V238H40ZM39 241V242H40ZM38 246H39V244H38ZM38 246H37V248H38ZM113 247V248H115L117 245L115 244V243H112V244H110V245H108L107 246V248H106V251H105V256L108 254V251H109V248L110 247ZM4 247H6V248H11L12 249V251H9L10 252V257H11V260L10 261H16V260H18V259H14V257H13V254H14V252L16 251L13 247H11L9 244H7V245H5ZM37 248H30L29 249V251L26 253V255L24 254V256L22 257V260L20 261V262H17V264H23V262L24 261H26V260H28L29 259V257H30V254L31 253H33V252H35V253H37L36 251V249ZM100 255H101V252H100ZM39 256H37V258H38ZM197 257H199V256H197ZM197 257L195 258V262H194V264H196L197 262H199L200 264H201V259H200V257H199V260L197 259ZM1 261V260H0ZM9 261V262H10ZM1 262H4V261H1ZM4 263H8V262H4ZM10 264V263H9Z\"/></svg>",
    "mask_w": 264,
    "mask_h": 264
},
{
    "label": "built area",
    "instance_id": "built-area-1",
    "mask_svg": "<svg viewBox=\"0 0 264 264\" xmlns=\"http://www.w3.org/2000/svg\"><path fill=\"white\" fill-rule=\"evenodd\" d=\"M165 2L169 6H172V7L175 6V0H165ZM155 54L158 55V52H156ZM187 63L188 65H195V50L193 49V47L191 49L190 57L187 60ZM184 69L185 70H180L177 63L172 64L170 72L167 75L168 79H172L173 76L175 75H181L183 77H187L188 70L185 67ZM211 84H212V79L210 77H205L204 83L201 87L202 94L196 100L197 104L203 101L202 97H204V92ZM53 114H54V117L52 119V122H55L58 112L54 111ZM166 129L167 127H165V130ZM154 130L155 132L158 131V129L156 128ZM170 141H174V138L171 137ZM158 142L161 144V147L159 148V151L157 152L158 155L154 159L155 165L162 162L163 160H169L173 158V154L170 152L169 147H168L169 142L164 141L163 139L158 140ZM220 142L225 143L223 138L220 139ZM171 176H172V172L170 170H166L162 174H157L156 180L159 182H162L166 179L171 178ZM77 188L79 190H84L85 184H84L83 179L79 180V182L77 183ZM17 237L18 236H16L15 234V229L13 228L7 229V240H8L7 244H9L11 247H13L16 250L13 254L14 259L22 258L24 254L26 255V253L29 251L30 248H37L39 241H40V237L38 235L31 237L29 243H25L20 237L19 238ZM197 259L199 260V257H197ZM196 264H200V263L197 262Z\"/></svg>",
    "mask_w": 264,
    "mask_h": 264
}]
</instances>
